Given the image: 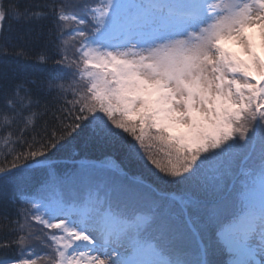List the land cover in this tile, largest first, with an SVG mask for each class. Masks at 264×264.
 <instances>
[{"label": "snow or ice", "instance_id": "snow-or-ice-1", "mask_svg": "<svg viewBox=\"0 0 264 264\" xmlns=\"http://www.w3.org/2000/svg\"><path fill=\"white\" fill-rule=\"evenodd\" d=\"M0 65V264H264V0H0Z\"/></svg>", "mask_w": 264, "mask_h": 264}, {"label": "trees", "instance_id": "trees-1", "mask_svg": "<svg viewBox=\"0 0 264 264\" xmlns=\"http://www.w3.org/2000/svg\"><path fill=\"white\" fill-rule=\"evenodd\" d=\"M13 27L15 28L16 27V25L15 24H13ZM15 63H16V61L15 60H11L10 59V66H15ZM3 66L2 65H0V68H2ZM0 147H2V141H0Z\"/></svg>", "mask_w": 264, "mask_h": 264}]
</instances>
